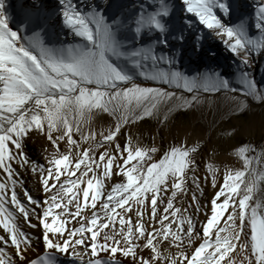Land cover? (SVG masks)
Listing matches in <instances>:
<instances>
[{
  "label": "snow or ice",
  "instance_id": "obj_1",
  "mask_svg": "<svg viewBox=\"0 0 264 264\" xmlns=\"http://www.w3.org/2000/svg\"><path fill=\"white\" fill-rule=\"evenodd\" d=\"M61 3H65V0H61ZM184 3L188 12L198 17L208 29L216 30L234 54L245 64L248 63L253 53L250 46L255 42L247 39L242 31L221 23L213 4L227 14L225 3L221 0H184ZM2 7L3 4L0 3V9ZM167 14L166 10L159 13L163 16ZM62 15L66 26L85 43L83 46L69 49L64 54H56L12 31L0 11V169L7 174V178L0 181V227L4 232L0 235V264H15L14 256L25 260L27 252L31 249L32 238L19 226L18 216L31 228L37 225L31 223L30 218L39 219L47 247L56 248L62 253L71 247L74 257L81 261V264H103L100 259L85 261L84 255L77 251L78 246L88 244L89 241L92 256H97L99 251L109 250L114 255L118 251V245L122 244L119 250L123 256H131L134 261L138 260L139 264H221L222 261L224 264H264V205L257 202L255 207L249 208L248 203L257 185L264 182V170L258 171L252 167L254 160L257 164L260 163L259 157H264V152L259 153L258 157H248L245 153L255 149H240L244 170L229 173L225 177L224 185L210 201V215L205 213L208 218L202 225L201 235L194 220L195 214L183 215L180 208L174 205L178 195H186L189 191L186 187V170L191 167L195 171L197 164L192 154L199 152V144H193L191 147H173L158 163H148L151 160L149 153H155L156 148L143 149L133 145L130 139L127 143H121L119 138L123 135L125 127L147 118L157 119L165 124L174 110L176 101H179V104L175 106L184 109L202 104L203 101L197 95L201 90L202 80L189 79L170 68L165 70L157 67L163 57H156L150 49H141L131 55L152 61V71L147 75L160 86L147 87L131 82L130 77L110 62V54L122 53L119 52L111 26L102 14L85 15L68 0ZM258 18L261 21L259 26L264 27V3L258 10ZM140 24L164 30L156 14L142 20ZM135 30L139 33L141 27ZM203 81L204 91L224 93L226 101L235 103L240 108L247 106L246 101L240 100L238 95H228L237 93V90L229 88L227 82ZM252 88L250 84L247 91L239 90L238 93L264 103V92H253ZM170 89H183L193 95L191 100H187ZM93 109L114 117L115 124L107 132L100 133L102 138L95 147L89 145L80 154L81 158L75 163V169L79 170L82 163L86 164L81 176L72 179L75 171H70L65 180L60 181L61 172L67 171L72 150L81 147V142L73 139V134L80 133L84 142L95 139L94 135L85 136L80 128L81 123L86 124L91 120ZM33 131L43 133L57 150L60 148V142L65 141L67 151L53 153L52 155L58 158L50 159L48 167L35 164L23 149L25 138L31 136ZM9 145L12 146L11 151ZM100 148L106 150L100 154L99 161L95 165L88 164V161H96V156L90 153H95L96 149ZM132 161L136 162L133 164ZM100 162H104L105 176L115 162L120 173L126 174L127 182L117 183L106 193V199L100 204V211H93L90 217L83 216L77 220L79 226L69 228L68 234L64 235L65 224L58 225L61 215L66 214L73 218L81 215L79 196L74 194L73 199L69 198L68 194L72 193L73 187L81 183L89 171L99 167ZM13 163L20 169L39 174L45 193H51L47 199L34 200L24 189L22 180L19 181V187L23 190L26 203L18 198V181L13 177H19L21 173L13 167ZM209 170L214 176L211 166ZM246 172L250 177L247 181ZM50 179L53 180L51 184ZM190 179L195 189L191 199L196 213H199L202 205L197 200L196 192L202 193L200 181L195 175ZM241 184L244 188L238 208L234 207L227 218L231 223L226 224L224 228H218L215 239L212 240L210 233L214 225L220 220L222 212L229 207V201H234L233 194H239ZM169 188L171 195L165 203L163 194L167 193ZM9 189L10 196L7 194ZM52 189L56 191L53 192ZM92 189L93 181L88 180L87 190H83L85 202L88 201ZM102 194V184L98 183L91 198L92 209L96 208ZM221 197L223 200H220ZM158 199L160 205L164 206L162 211L158 208ZM129 201L132 203L129 204ZM9 204L14 205L19 212L10 210ZM73 204L76 209L74 213L69 210V206ZM149 207L151 215L145 221L144 215ZM56 209H61V212L56 213ZM117 209L121 212L118 213ZM133 209L137 218L135 224L131 222V217L124 219ZM117 216H120L119 221ZM49 217L52 218L51 223H48ZM101 217L103 222L98 223ZM87 221L90 223H86ZM117 222L119 229L116 228ZM156 222L159 227L149 231L146 225ZM109 224L112 225L111 229L104 231ZM172 224L177 225L175 230H172ZM221 232L226 234L221 236ZM49 233L59 235L53 240L49 238ZM85 233H90V236ZM100 233H103L102 242L97 241ZM241 234L244 236L243 240ZM196 240H202V243L198 248H191L189 252ZM164 242H167V246H175L176 252L172 255L162 252L160 245ZM141 247L150 249L148 260L137 257L136 249ZM209 247L213 251L205 254ZM234 251L235 256L230 255ZM84 254H87V247Z\"/></svg>",
  "mask_w": 264,
  "mask_h": 264
},
{
  "label": "rangeland",
  "instance_id": "obj_2",
  "mask_svg": "<svg viewBox=\"0 0 264 264\" xmlns=\"http://www.w3.org/2000/svg\"><path fill=\"white\" fill-rule=\"evenodd\" d=\"M67 2L68 0H65V3H61V0H0V3L3 4L0 11L3 12L8 27L19 33L25 40L39 43L42 47L56 54H64L69 49L83 46L85 43L65 24L62 13ZM221 2L227 5V14L215 3L213 4L214 11L221 23L226 27L242 31L247 39L255 42L254 45L250 46L253 53L246 64L239 56L234 54L216 30L208 29L199 21L198 17L187 11L184 0H71V3L83 14H102L105 21L111 26L119 52L122 54H110V62L123 74L130 77L131 82L147 87L160 86L150 75H147L152 71V61L142 60L140 57L131 55L141 49H150L156 57H163L157 67L165 70L170 68L189 79L202 80L200 81L201 90L197 93L203 101L202 104L184 109L176 107L175 105L179 104V101H176L173 105L174 110L169 114V120L165 122L166 126L157 119L147 118L125 127L123 135L119 138L121 143H127L130 139L133 145L143 149L156 148L155 153H149L151 160L148 163H158L164 158L165 153L173 147H191L193 144H199V152L192 154L195 157L197 167L195 171L191 167L186 170V176L188 177L186 187L189 191L186 195H178L174 205L180 208L183 215L195 214L194 220L197 222V230L201 232V235L202 225L208 218L205 213L210 215V201L219 188L224 185L225 177L229 173L234 174L236 171L244 170V159L240 154V149L244 147L255 149V151L249 150L245 153L248 157H258L259 153L264 152V103L256 101L251 96L238 93L239 90L247 91L250 84L253 86V92H264V27L259 26L261 21L258 18V10L264 0H221ZM163 10L168 12L166 16L159 15ZM154 14L158 15L160 22L163 24V31L147 24L141 26L140 22L142 20H146ZM137 27H141L139 33L135 30ZM207 46L212 47L211 54L208 53ZM216 49H221L223 56L228 54V60L220 57L223 62L231 61L234 63L232 64L233 78L231 80L226 79L228 76L227 70H221L211 60L217 57L218 52ZM204 56L209 57L210 60L204 59ZM203 80L227 82L229 88L237 90V93H229L228 95H238L240 100L246 101L247 106L240 108L235 103L226 101L224 93L204 91L205 81ZM164 87L167 88L166 85ZM170 90L176 91L178 96L182 95L187 100H191L193 95L183 89ZM114 124V117L93 109L91 120L86 124L81 123L80 128L85 136L94 135L95 139L84 142L81 140L80 133L73 134V139L81 142V147L72 150L67 171L61 172L60 181H64L70 171H75L72 179L81 176L86 164L82 163L79 170L75 169V163L81 158L80 154L89 145L95 147V144L102 138L100 133L107 132ZM8 147L11 151L12 146L9 145ZM23 149L27 157L35 164L48 167L50 159L58 158L52 154L57 151L66 152L67 146L65 141H61L60 148L57 150L43 133L33 131L31 136L25 138ZM105 150L100 148L96 149L95 153H90V155L96 156V161H88L87 163L95 165L99 161L100 154ZM145 159L147 160V157ZM259 159L260 163L257 164L254 160L252 167L257 168L258 171L264 170V157H259ZM135 162L132 161L133 164ZM209 166L214 170V176L213 172L209 170ZM13 167L21 173L19 177L13 178L18 181L16 192L22 202L26 203L23 190L19 187V181L21 180L24 189L31 194L33 199L45 200L48 198L51 193H45L39 174L20 169L14 163ZM103 173L104 162H100L99 167H94L93 171H89L83 177L82 182L75 186L80 187L82 193L81 215L75 218L66 214L61 215L58 225L59 223L65 224L64 235L68 234L67 230L69 228L79 226L77 220H80L83 216L90 217L93 211H100V204L106 199V193L111 191L117 183L127 182L126 174L120 173L115 162L108 169L107 176ZM193 175L199 178L202 189V193L200 191L196 192L197 200L202 205L199 213H196L194 202L191 199L192 191L195 190L190 179ZM6 178L7 174L0 169V181ZM213 179H215V185H213ZM249 179L250 177L246 172L245 180ZM88 180L93 181V189L90 191L88 201L85 202L83 190H87ZM49 183H53V180L50 179ZM98 183L102 184L103 194L97 201L96 208L92 209L91 198ZM57 187H59V183H57ZM243 188L244 185L241 184L238 190L239 194H233L235 202L233 200L229 201V207L222 212L220 220L214 225L210 233L212 240L215 239L218 228H224L226 224L231 223L227 218L234 207L238 208V201L242 198ZM52 191L55 192L56 189H52ZM7 194L11 195L10 189ZM163 195L166 203L167 198L171 195V188ZM220 200H223V197ZM145 202L148 203L147 200ZM257 202L264 205V182H260L254 190L252 198L248 202L249 208L255 207ZM131 203L129 201V204ZM157 203L159 210L162 211L164 206L160 205L159 199ZM8 207L17 213L19 212L14 205L9 204ZM69 210L73 213L76 211L74 204L69 206ZM55 212L60 213L61 209H56ZM117 212L120 213L121 210L117 209ZM150 215L149 207L144 215V220L147 221ZM129 217H131L133 224L137 222L135 209L128 213V216H125L124 219ZM119 219L120 216H117V221ZM171 219L172 217L169 215V220ZM48 220V223H51L52 218L49 217ZM100 222H103V217L98 221V223ZM236 222L239 223L238 217ZM31 223L35 224L32 220ZM86 223H90V221ZM166 223L168 222L166 221ZM21 226L31 228L25 222ZM146 226L149 231H152L153 228H158L159 224L156 222ZM111 227L112 225L109 224V227L105 228L104 231H109ZM171 227L172 230H175L177 225L172 224ZM116 228L119 229L118 222ZM93 231H95V227H93ZM225 234L224 232L220 233L221 236ZM117 238L119 239V237ZM243 239L244 236L241 234V240ZM200 243H202V240H196L189 248V252H191V248H198ZM122 246V244L118 245V251L114 255L109 250L102 251L99 257L105 264H139V261H134L131 256H123L119 250ZM238 247L237 244V250ZM170 249L172 250L170 255L176 252L175 246H170ZM53 250L60 252L56 248H53ZM147 250L150 249L137 248V257L147 260L145 255ZM160 250L165 253L168 251L167 242L160 245ZM211 251L213 249L209 247L205 250V254ZM230 255L235 256V251ZM201 258H203V254ZM221 264H224V262L222 261Z\"/></svg>",
  "mask_w": 264,
  "mask_h": 264
},
{
  "label": "bare ground",
  "instance_id": "obj_3",
  "mask_svg": "<svg viewBox=\"0 0 264 264\" xmlns=\"http://www.w3.org/2000/svg\"><path fill=\"white\" fill-rule=\"evenodd\" d=\"M207 51H208V53L211 54L212 47L207 46ZM216 51L218 52L217 57H214L213 59H211L213 64L215 66H219L221 70L226 69L227 73H228V76L226 77V79L231 80L233 78V65L232 64H234V63L231 61L230 62H223L221 58L228 60L229 59L228 54L226 53L227 56H223V51L221 49H216ZM224 53H225V51H224ZM204 55H205V53H204ZM204 59L210 60L209 57H207V56H204ZM78 189H79V191H78ZM74 194L79 196L80 203H82V193H81L80 187H73L72 193H69L68 197L74 199ZM34 200L43 201L40 198H34ZM37 211H39V209H37ZM30 219L33 222H35L37 227H35V228L22 227L21 225H23L24 221L22 218H20L18 216L19 226L21 227V229L23 231L27 232L31 236L33 243H32L31 249L26 254L25 260H19L15 256L13 257L15 260V264H32V262H34V264H81V261L77 260L74 257V254L72 253L71 247H69V250L67 252H64V253H62V252L58 253V251L55 252L53 250V248L49 249L47 247V245L45 244L44 239H43V234H44L43 233V226H42L40 220L37 219L36 217H31ZM196 226H197V222H196ZM2 234H4V232H3L2 227H0V235H2ZM48 235H49L50 239L54 240L55 237L59 234L49 233ZM85 235L90 236V233H85ZM99 236L100 237H97V241L102 242L103 233H100ZM89 245H90V241L88 242V244L80 245V247L78 246L77 251L79 253H81L82 255H84L85 261H87L88 259H92V260L100 259L103 262V260L99 257V254L102 251H99L97 256H92L91 255V248ZM86 247H87V254H84ZM10 251H14V250L10 249ZM171 251L172 250L170 249V246H168V251L166 253L170 255ZM145 255H146V258L148 260L150 257V250L145 251ZM103 264H105V263H103ZM118 264H120V263H118ZM161 264H163V262H161Z\"/></svg>",
  "mask_w": 264,
  "mask_h": 264
}]
</instances>
